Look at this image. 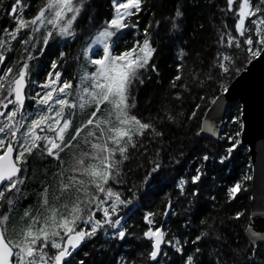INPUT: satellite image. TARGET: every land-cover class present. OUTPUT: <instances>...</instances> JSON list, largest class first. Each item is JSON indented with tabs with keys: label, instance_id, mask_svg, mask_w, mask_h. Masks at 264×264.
<instances>
[{
	"label": "snow or ice",
	"instance_id": "obj_1",
	"mask_svg": "<svg viewBox=\"0 0 264 264\" xmlns=\"http://www.w3.org/2000/svg\"><path fill=\"white\" fill-rule=\"evenodd\" d=\"M156 6L111 0L97 21L92 0H0V264H264V232L233 223L253 177L233 179L223 203L210 190L243 143L244 110L222 116L224 79L264 60V0H175L160 18ZM190 7L210 10L217 35L207 71L188 66L204 29L188 33ZM161 45L178 49L166 85ZM153 77L165 93L141 115L137 93ZM217 81L219 95L193 94ZM202 133L224 143L186 158Z\"/></svg>",
	"mask_w": 264,
	"mask_h": 264
},
{
	"label": "trees",
	"instance_id": "obj_2",
	"mask_svg": "<svg viewBox=\"0 0 264 264\" xmlns=\"http://www.w3.org/2000/svg\"><path fill=\"white\" fill-rule=\"evenodd\" d=\"M191 0H189V3ZM153 4H156L157 6L152 9L156 13V18H160L162 14L166 15L168 11L172 8V5L175 3V0H152ZM217 3L223 7L224 0H217ZM112 7H111V0H92V15H94L95 19L97 21H103L104 19L110 18V15L112 13ZM210 10L207 9H192L191 7L188 10V19H187V28L188 33L190 34L191 29L196 26L197 22L204 24V29L199 30L198 36H197V43L194 45L195 49L200 52V58L204 61L203 65L199 63V59L192 60L191 58L188 60V66L192 67L195 65L196 67L203 68L204 71H207L208 65L212 63V58L215 55V51L217 48L216 45V39L217 35L214 31L213 25L209 20ZM152 19V17L149 14L141 13L140 14V25L143 27L147 21ZM231 23V21H229ZM99 27H102V24L98 25ZM166 25L161 26V29L159 30V38L164 41V45L167 44V36H166ZM179 43V39L177 41ZM161 45L159 58H158V64L161 66L162 71V77L164 84H167L168 79L170 78L172 72L174 71V65H173V56L175 55L176 51L178 49H174L168 46ZM74 51V49H73ZM236 56L240 58V60L244 59V52L242 50H232ZM45 58L42 57L41 60L43 61ZM248 66V65H247ZM246 66V68H247ZM244 71V70H243ZM242 71V72H243ZM241 72V73H242ZM240 73V74H241ZM39 75V72L35 73ZM216 72H213V75H215ZM232 75L231 78H225L224 83L229 85L240 75ZM187 76V71L185 73ZM219 81L216 83H209L207 84L203 89H196L193 88V94L194 95H206L209 98L212 95H219ZM165 93V88L161 84L155 83V77H153L152 81L146 82V84L139 88L137 93L138 98V111L141 115H145L148 112L149 107H152L154 111V106L157 104V102L160 100L161 96ZM186 99H187V94ZM151 99L152 104L151 106L146 103L148 99ZM169 99H170V93H169ZM178 102L171 101V104L173 107ZM191 103V100H188V102L185 104V111L189 110V104ZM237 107L241 108V105L236 102L232 105L230 110L228 111L226 121L236 113ZM204 111V105H202L201 112ZM198 116H200V113H198ZM195 126V125H194ZM225 125L223 126V128ZM227 130L231 131L235 128L234 125H226ZM179 135V133L177 134ZM187 143V142H186ZM224 141H220L219 144H217V140L208 138V137H193L191 144L188 145L189 151L186 154L187 156L192 155V150L199 148L202 150L204 146H217L222 145ZM141 160L145 162L146 160L141 157ZM249 165H251L250 161V155L248 152V149L243 147L242 145L238 149V155L236 161L224 172H219L217 170V183L219 184V187H211V194H214L217 197V200L220 203H223L225 198V189L229 185V183L233 180L238 178L242 173H247L252 176V166L249 168ZM191 167V165H189ZM175 174V173H173ZM250 182H247V191L238 194L239 196V203L235 204V207L239 210H242L245 212V217H242L240 221H234L233 223L238 225L239 231H242L244 228H247L250 217H251V192H250ZM167 191H171V189H168ZM208 192H205V199L207 201ZM164 198V193H161L160 196L154 198L153 204L159 205L160 202ZM235 203V202H234ZM203 210L209 214V215H216L218 214V209L213 207V203L211 201H207L203 204ZM19 215V213H16ZM176 218L172 217L170 218L168 222V226L173 228L175 230L176 228ZM129 223L136 224V228L134 231H137L138 233L145 227L143 224L140 215L133 217ZM90 250V249H89Z\"/></svg>",
	"mask_w": 264,
	"mask_h": 264
},
{
	"label": "water",
	"instance_id": "obj_3",
	"mask_svg": "<svg viewBox=\"0 0 264 264\" xmlns=\"http://www.w3.org/2000/svg\"><path fill=\"white\" fill-rule=\"evenodd\" d=\"M236 102L244 110L242 146L248 149L252 166L251 217L248 226L264 232V215L260 214L264 212V60L253 61L229 85V92L224 94L222 101L224 121ZM201 136L216 140L209 133H202Z\"/></svg>",
	"mask_w": 264,
	"mask_h": 264
}]
</instances>
